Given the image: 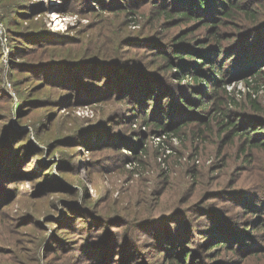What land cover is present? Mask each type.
Instances as JSON below:
<instances>
[{
  "label": "rangeland",
  "instance_id": "374dc122",
  "mask_svg": "<svg viewBox=\"0 0 264 264\" xmlns=\"http://www.w3.org/2000/svg\"><path fill=\"white\" fill-rule=\"evenodd\" d=\"M185 1L168 0L165 17L162 0H0V262L12 250L5 264H264V149L247 163L240 138L191 134L222 85L240 101L258 86L262 101L264 49H251L263 42L252 31L241 43L247 26L220 18L222 3ZM96 53L117 67L78 62ZM202 64L206 85L173 74ZM109 224L115 238L90 244Z\"/></svg>",
  "mask_w": 264,
  "mask_h": 264
},
{
  "label": "trees",
  "instance_id": "16d2710c",
  "mask_svg": "<svg viewBox=\"0 0 264 264\" xmlns=\"http://www.w3.org/2000/svg\"><path fill=\"white\" fill-rule=\"evenodd\" d=\"M89 2L93 1V3H95V5L98 8H103L104 7V0H88ZM150 1V0H147ZM162 2L164 4L159 5L160 7H164V9H162L161 11L158 12L159 15H164L165 17H172V13L171 11L168 10V0H162ZM198 3H205L206 6H211L212 4L214 5H218V3H222V5L220 6V15L222 17L220 18H230V19H234L237 20L235 21V26L238 25H242V26H247L246 32L248 35H246L245 38H243L240 42L244 43L245 46H248V44H250L249 42V38H252L253 34L252 31H256V35H254L256 38H259V41L263 42L262 44L258 43L257 46H255L254 48H252L251 50H256L257 48H263L264 49V31L262 29H259L260 27H258L261 23L264 21V0H258L255 4H246L244 3V1L242 0H197ZM218 2V3H217ZM186 5L190 6L189 4L192 5L193 0H186L185 1ZM107 5H111V3H108L106 1ZM120 4H118L116 7H118ZM130 3L126 4V7H130L129 6ZM133 6V5H132ZM202 6V5H201ZM173 7V6H172ZM191 8V7H190ZM110 9H113V7H111ZM126 9V8H125ZM214 9V8H213ZM104 9L101 10V12H103ZM126 11L123 12V14ZM180 16H183L184 18H188V19H192L195 16V19L200 21H203V19L200 18V15L197 13L192 12L190 9H187L185 11L180 12ZM219 18V19H220ZM217 18L213 21H216ZM243 20H245V23H243ZM133 21V20H132ZM213 21H211L210 23H212ZM135 22V21H134ZM134 24V23H132ZM126 25V24H125ZM128 26L130 28V23H128ZM248 27H252L250 30L248 29ZM132 29V28H131ZM133 30V29H132ZM217 31L214 33V35H212V37H217ZM233 35H230V37ZM203 44H206V41L204 43L199 44L196 47H199ZM203 48V47H201ZM197 48L190 50H182V52H178L173 55H171V57L169 59H176V58H185V56H181L182 53L184 55H189L191 56L192 54H194L196 52ZM248 54H250V52L248 53H244V55L247 57ZM179 55V56H178ZM261 57H264V52L261 53ZM204 62V59L207 58L209 59V61H212V65H211V72L212 74H215L216 76L219 75L220 71H221V65L219 66V64L217 63V61H215L214 59H211L210 56L208 55L207 51H205L203 53V57H201ZM82 59H88L90 62L94 63V64H104L105 62H110L112 61V63H107L109 66H112V68H116L117 66V62L118 59L116 57H111V58H106V56H100L99 54H94L92 57H88V58H81L80 60H78V62H80ZM108 59V60H107ZM251 60V59H249ZM248 60V61H249ZM257 61V59H255ZM71 61L74 60H66V58L63 60L64 63H70ZM88 61V62H89ZM226 61V60H225ZM224 61V63H225ZM199 62V61H198ZM116 64V65H114ZM204 67V65L202 64L200 68H196L194 67L192 70L190 71H184V68H179V71L174 72V75H178L181 76L179 80H185L188 75H191V79H193V81L195 82H202L205 85L207 84V80L203 75L201 69ZM255 68V66H252L249 70H246L243 72V74L250 72L251 70H253ZM134 70V67H133ZM138 71H141L139 68L136 69ZM223 74V73H222ZM252 76L254 77V80H262V82H264V70L258 69L256 70ZM140 81V80H137ZM136 82V81H135ZM141 82H144L141 81ZM215 82V81H214ZM219 82V76L216 79V86L214 85V87L212 89H210V96L208 94L205 93V97H208L207 101L202 100L201 104L206 107L207 104H209L210 101H212L215 99V95L219 90L220 85L218 84ZM204 85V86H205ZM191 89H193L191 87ZM258 86L257 87H252L250 88V90L247 91V93H242L241 94V101L239 99H235L234 95H232V93L230 91H227L224 86H221V94L219 95V98L216 100L215 105L213 107V111L212 113L205 117V115H202V121L200 119H197L198 117H196L199 125L201 126L199 129H195L193 128L191 131V134L196 138V139H205V132L209 133V131L212 132V134L215 135L216 137V145L221 146L222 144L225 143V140L227 138H229L230 140H234L235 138H240L241 140V146H243L242 149V153H243V157H244V161L247 163H250L253 161V159H255V155H254V148L257 149H264V98H262V101L259 100L258 98ZM202 94H198L199 97H201ZM197 97V96H196ZM198 97V98H199ZM203 98V97H202ZM184 101V105L186 107L187 110H189L188 108L192 107V103H189L188 101H186V99H183ZM229 105H232L233 107H230ZM190 115V114H188ZM185 117V116H184ZM200 118V117H199ZM189 119V118H188ZM188 119L186 118L184 120L181 119L176 125L179 127L177 130H185L188 129L189 124H187ZM147 120V119H146ZM145 122L147 123L148 121ZM155 125H159L160 128H165L166 126L164 125V123L159 124L158 120L156 122H154ZM172 127V126H170ZM206 128H211V130H208ZM215 128V129H213ZM175 132V131H174ZM241 134H243V136L241 137ZM176 134V133H175ZM210 134V133H209ZM211 135V134H210ZM174 136V135H173ZM146 151L144 152V154L136 157V165L138 167H143L144 166V161H143V157L146 155ZM164 153V152H162ZM165 154V153H164ZM141 171H144V169H141ZM196 172H199V169L195 168L192 169L190 176H194L196 175ZM104 227L100 230L101 233V237L99 239H92L89 241L90 244H93V246L96 247H101V246H105L107 245L109 240H113L115 238L116 235V230L114 228V226H112V224L110 225H103ZM88 242V241H86ZM85 243V242H83ZM223 244L221 243H217L213 248L218 247V246H222ZM185 256H190V251L187 252L184 255ZM20 257L16 256V254L10 250L8 253V258H4V263L0 262V264H5L6 261H18ZM33 260H30V258H28V260L24 263V264H32ZM178 262V261H177ZM10 264V263H8Z\"/></svg>",
  "mask_w": 264,
  "mask_h": 264
},
{
  "label": "bare ground",
  "instance_id": "6f19581e",
  "mask_svg": "<svg viewBox=\"0 0 264 264\" xmlns=\"http://www.w3.org/2000/svg\"><path fill=\"white\" fill-rule=\"evenodd\" d=\"M52 21H54L53 23V29L52 30H58V28L60 29V27L58 26L60 24V20H59V15L57 13H53L51 15V18H50ZM57 26V27H56ZM56 27V28H55Z\"/></svg>",
  "mask_w": 264,
  "mask_h": 264
}]
</instances>
